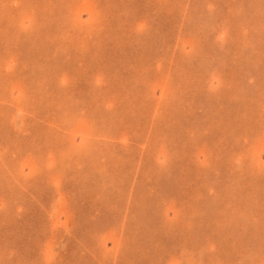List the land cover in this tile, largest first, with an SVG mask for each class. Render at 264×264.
<instances>
[{
	"label": "rangeland",
	"instance_id": "obj_1",
	"mask_svg": "<svg viewBox=\"0 0 264 264\" xmlns=\"http://www.w3.org/2000/svg\"><path fill=\"white\" fill-rule=\"evenodd\" d=\"M0 264H264V0H0Z\"/></svg>",
	"mask_w": 264,
	"mask_h": 264
},
{
	"label": "crops",
	"instance_id": "obj_2",
	"mask_svg": "<svg viewBox=\"0 0 264 264\" xmlns=\"http://www.w3.org/2000/svg\"><path fill=\"white\" fill-rule=\"evenodd\" d=\"M128 94V93H127Z\"/></svg>",
	"mask_w": 264,
	"mask_h": 264
}]
</instances>
